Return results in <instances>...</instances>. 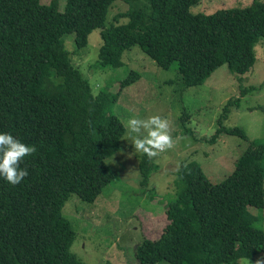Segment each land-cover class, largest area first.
Returning a JSON list of instances; mask_svg holds the SVG:
<instances>
[{
    "label": "trees",
    "instance_id": "trees-1",
    "mask_svg": "<svg viewBox=\"0 0 264 264\" xmlns=\"http://www.w3.org/2000/svg\"><path fill=\"white\" fill-rule=\"evenodd\" d=\"M59 1L0 0V133L36 148L20 165L28 175L19 185L0 176V264H83L71 252L75 234L64 207L73 195L94 202L114 181L106 160L126 129L112 109L142 75L130 72L113 94L94 93L65 35L75 33L80 51L99 29L101 68L122 67L124 52L139 46L189 87L203 85L224 64L241 80L264 39V1L194 15L202 0H123L128 10L109 26L119 0H67L63 8ZM221 133L248 142L246 152L219 184L196 162L181 166L163 233L175 242L164 249L147 239L136 248L142 264H238L256 255L264 264V218L256 214L264 209V140L224 128L215 137ZM154 169L146 156L143 185Z\"/></svg>",
    "mask_w": 264,
    "mask_h": 264
},
{
    "label": "rangeland",
    "instance_id": "rangeland-1",
    "mask_svg": "<svg viewBox=\"0 0 264 264\" xmlns=\"http://www.w3.org/2000/svg\"><path fill=\"white\" fill-rule=\"evenodd\" d=\"M66 1H59L61 8ZM254 1L264 0H202L191 12L210 15L220 9L246 7ZM51 2L41 0L43 5ZM128 8L123 0L116 1L107 26ZM75 37V33L64 36L65 48L94 93L104 90L113 94L132 71L142 79L125 88L112 109L126 129L117 152L106 160L114 181L94 202H83L73 195L64 207L63 215L75 234L71 252L83 264H142L136 248L147 239L160 242L164 249L175 242L165 240L163 233L166 205L178 193L181 166L196 162L212 184H219L233 173L248 142L224 133L215 137L218 130L239 129L250 142L264 140V39L257 41L256 62L241 80L224 64L203 85L189 87L174 69L160 68L139 46L124 52L122 67L101 68L100 30L88 36L87 46L80 51ZM152 115L171 122L175 146L149 159L155 169L148 184L143 185L141 165L146 155L134 150L127 121L132 116L146 119ZM256 214L264 218V209L256 210ZM261 225L264 227V219ZM259 258L241 259L238 264H257Z\"/></svg>",
    "mask_w": 264,
    "mask_h": 264
},
{
    "label": "clouds",
    "instance_id": "clouds-1",
    "mask_svg": "<svg viewBox=\"0 0 264 264\" xmlns=\"http://www.w3.org/2000/svg\"><path fill=\"white\" fill-rule=\"evenodd\" d=\"M171 128V122L160 115L146 119L132 116L127 121L128 136L134 150L149 159L175 146ZM35 152L34 146L22 143L9 133H0V176L13 186L19 185L28 175V171L20 165L25 157ZM257 264L262 262L257 261Z\"/></svg>",
    "mask_w": 264,
    "mask_h": 264
}]
</instances>
